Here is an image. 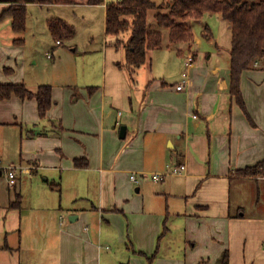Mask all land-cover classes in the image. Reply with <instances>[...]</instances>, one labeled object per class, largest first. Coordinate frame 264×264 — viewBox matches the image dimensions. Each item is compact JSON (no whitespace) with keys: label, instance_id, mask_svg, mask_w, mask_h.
Returning <instances> with one entry per match:
<instances>
[{"label":"crops","instance_id":"obj_1","mask_svg":"<svg viewBox=\"0 0 264 264\" xmlns=\"http://www.w3.org/2000/svg\"><path fill=\"white\" fill-rule=\"evenodd\" d=\"M108 2L28 3L20 33L9 17L0 19V83L23 82L31 91L44 84L37 67L25 74L27 51L33 58L38 45L48 56L67 43V53L99 54L95 71L82 70L84 80L72 69L75 78L47 83L53 103L43 119L34 98L0 101V129L9 127L0 134L1 156L30 167L14 186L0 168V264H147L134 250L151 253L164 221L153 264H214L225 249L229 264H264V174L236 172L264 158V62L241 74L252 124L230 93V24L220 13L208 12L214 25L198 31L203 16L180 20L193 37L164 46L162 33L130 75L117 64L124 50L105 34ZM10 4L0 0V13ZM94 12L104 21L96 42L87 34L89 49L78 51L76 29L56 45L49 18L71 22ZM189 52L188 81L177 90ZM75 158L87 165L75 166ZM168 163H184L185 173L150 178ZM17 193L20 204L11 208Z\"/></svg>","mask_w":264,"mask_h":264},{"label":"trees","instance_id":"obj_2","mask_svg":"<svg viewBox=\"0 0 264 264\" xmlns=\"http://www.w3.org/2000/svg\"><path fill=\"white\" fill-rule=\"evenodd\" d=\"M74 0H11V4L0 13V19L10 18L11 28L15 32H23L26 27L27 4L41 5L70 4ZM89 4H101L104 0H87ZM168 7L167 12L158 11L154 18L158 26L168 29L171 43L189 41L193 37L190 27L180 20L199 19L205 13H220L230 24V93L241 106L249 121V116L240 89L241 74L253 66L256 61L264 62V0H170L166 3H156L154 0H111L106 4L105 34L115 40L114 46L124 50L122 68L131 72L143 64L147 59V52L158 48L162 42V32L149 29V11ZM47 27L53 40H64L75 32L74 25L60 17L47 20ZM129 32L127 37H121L123 32ZM23 38H15L14 43H22ZM16 96L20 99L34 98L41 119L45 118L51 107L52 87L50 84H40L35 91H31L23 82L0 83V101ZM77 167L87 165L85 158H75ZM243 177L264 174V158L254 165L236 170ZM10 207L20 204V194ZM158 235L155 248L151 253L134 250L146 259L147 264H153L158 256L161 238L167 233L165 224ZM214 264H229V251L223 250Z\"/></svg>","mask_w":264,"mask_h":264},{"label":"rangeland","instance_id":"obj_3","mask_svg":"<svg viewBox=\"0 0 264 264\" xmlns=\"http://www.w3.org/2000/svg\"><path fill=\"white\" fill-rule=\"evenodd\" d=\"M109 1H111V0H109ZM156 1L159 3H162L163 1H166V0H156ZM158 11L167 12L168 7L163 6V8H161V9H152L149 11V17H148L149 18L148 19L149 29L150 30L158 29V30L162 31L164 46L170 45L171 42L169 41V38H168V29L161 27V26H158V24L154 18V14ZM59 13H61V15L64 16V14H63L64 12L60 11ZM101 14L103 15L102 9H101ZM70 15L73 16V14H70ZM29 16H30V11H29ZM90 16H91L90 18H89V16H86L85 18H82L81 16H79L77 20H75V18H69V20H71V22L66 20L67 22L73 24L75 29H76L77 33H76V39L74 41L77 45L78 51L89 49L90 45H92V43H91L92 41H90V39H89V41H88V39L86 40V36H88L87 34L90 33V34L94 35V37H95L94 42L97 41L99 35H102V28H103L102 24L104 21V17L100 18L99 14L95 13V12L92 13ZM212 21L213 20L208 19V15H207V13H205L203 15L202 21L195 23V25H194L195 31H198L200 28H202V25L205 22H211L214 25V23ZM127 34H129L128 31L123 32L121 37H127ZM109 38L111 39L110 36L108 37V39ZM68 45L69 44L67 43V44H65V46L63 48L55 47L53 49V51H50V52H52V54L54 56L53 58H49V56L52 55L50 52H49V56H48V54L46 55V50L44 51V48H42L43 47L42 45H38L37 48H35L37 50V54L33 58H30L29 53L31 52L32 49L29 48L27 51V59L25 62V74L27 75L28 72H30V69L32 67H34V68L37 67V69L40 73L38 75V79L40 82H44V84H47L50 82L58 83V82H60V78L66 74L72 78H75V76L72 75V69H73V70H76L79 74H81L80 78L84 80L82 70H84V72L87 69H92L93 71H95V65L98 61L99 54H96V53L90 54V53H83V52L67 53V51L65 49L68 48ZM172 46H177V44H173ZM60 50H62V52H64V56L61 58V60L58 59V53ZM35 63H36V65H34ZM47 70H48V74L46 75ZM98 72H99V69H98ZM8 128L9 127H2V129H0V134L2 132V134L4 135L5 130H9ZM0 140H2V137H0ZM1 155L2 154L0 151V162H3V163H0V168L3 167V169H4V167L9 165L10 163H14V164L19 165L21 167L30 168L29 166L27 167L26 165L19 164L16 162H11V161L10 162L9 161L4 162L5 160H3ZM43 179H44V177H41L40 175H35V180L42 183V184H44L42 181ZM0 180L2 183L6 184V181L4 180L3 177ZM23 192H24V188L22 186V192L21 193L23 194ZM174 202H176V201L171 198V203H174ZM169 221H171V219Z\"/></svg>","mask_w":264,"mask_h":264},{"label":"built area","instance_id":"obj_4","mask_svg":"<svg viewBox=\"0 0 264 264\" xmlns=\"http://www.w3.org/2000/svg\"><path fill=\"white\" fill-rule=\"evenodd\" d=\"M55 43H56V45L61 44L60 41H56ZM193 62H194L193 55L190 52L185 54V56H184V70L182 71L180 81L175 86V88L177 90H182L184 88L185 84L187 83V81H188L187 70L190 67H192ZM4 171H5L9 186H13L16 183L18 174L28 173L29 169L25 168V167H21L19 165H16L14 163H10L6 167H4ZM185 171H186V165L184 163H176V164L168 163L166 166V169L163 172L152 173V174H150V178L155 180V181H161L168 174L180 175V174L185 173ZM130 179L133 181H137V176L135 174H131Z\"/></svg>","mask_w":264,"mask_h":264},{"label":"water","instance_id":"obj_5","mask_svg":"<svg viewBox=\"0 0 264 264\" xmlns=\"http://www.w3.org/2000/svg\"><path fill=\"white\" fill-rule=\"evenodd\" d=\"M125 130H126L125 125H122V126L120 127V131H119V135H120V137H124V136H125Z\"/></svg>","mask_w":264,"mask_h":264}]
</instances>
